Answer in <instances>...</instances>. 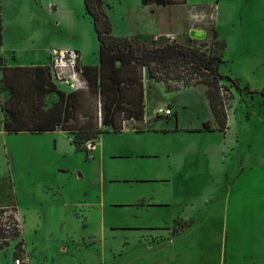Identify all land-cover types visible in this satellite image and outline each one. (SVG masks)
<instances>
[{"label":"rangeland","instance_id":"1","mask_svg":"<svg viewBox=\"0 0 264 264\" xmlns=\"http://www.w3.org/2000/svg\"><path fill=\"white\" fill-rule=\"evenodd\" d=\"M104 1L107 4L106 9L109 16L111 15L114 20V24L112 23L113 34L115 33V26L116 32L145 33L149 41L162 44L166 42V34H159L158 32L173 31L177 41L200 46L205 50L210 49L214 39L224 37L228 41V49L224 55L225 61L220 64V71L225 75L240 78L243 84H248L250 89L256 90V92L249 90L240 92L228 81H221L226 87L224 91L228 96L226 106L229 129L226 135L221 132L203 134L202 136L198 134L200 136L196 137H187L180 133L174 134L167 131L168 126L164 119L157 120L152 126V130L143 135H136L130 129L122 133L103 134L100 139V146L104 142L103 150L107 172L110 176L121 177L122 181L106 184V211L103 216L105 219L104 221L98 220L90 215L86 221L89 224L87 230H84L85 228L82 226V217L77 219L72 205L62 207L58 204L54 210L47 214L46 206L40 204L39 200L41 189L39 186L34 188V185H31L30 176L26 175L23 180L24 184L19 187V194L24 197L26 203H31V206L26 211L20 237L10 239L8 245H4L0 249V264H14L16 253H19L18 256L22 259L29 258L28 264H32V262L33 264H164L168 261L179 264L177 262L179 259L178 252L182 258L181 262L193 264L197 255L209 252L210 247L202 235L209 224L198 222L187 235L180 236L178 240L171 242L168 246L173 254L169 260L165 259L166 255L161 248V242L167 238L166 233H164L166 231L163 233L144 231L142 236L136 238L137 232L130 229L133 225H137L138 221L147 225L160 223L169 224L161 228L173 227V231L170 230L169 234H176L179 230L184 229L185 224L180 220L181 218L179 219V216L183 217L186 214L194 213L198 217L200 213L210 209L211 204L206 202L205 197L200 198L198 196L194 199L187 197L186 200L178 197L176 193L178 188H173L174 180L176 183L178 181V173L176 170H172L170 164L174 161L180 164V151L189 144L197 145L199 148L201 145L203 149H206L211 144L218 145L220 143L226 145L224 155L228 161L225 167L235 168L243 158L244 163L252 168H256L259 161H264V95L261 93L264 91V60L258 55L260 47L250 48L249 45H246V41L255 47L264 45V28L260 29L259 24L257 25V20L264 18V0H257L256 3L247 6L241 11V14L234 7L236 0H188V3L186 0L184 2L174 1L171 3L172 5L158 10L157 14L148 13L141 0ZM194 3H207L209 5L199 4L191 7L190 5ZM213 7L214 11H217L216 25L213 21ZM154 8L157 10L156 7ZM49 10L48 0H0V60L3 56L5 63L10 66L19 65L17 63H45L48 61L47 48L57 45V41L81 42L82 35L79 27L71 28L68 24L56 25V18L49 14ZM194 13L196 17L192 15ZM165 14L170 17L169 27L165 24ZM169 14L172 15L169 16ZM161 17L164 22L161 25L156 24L162 20ZM193 24H197V28L205 30L204 38L191 37L190 28L193 29ZM216 26L223 36L217 34ZM88 28L91 33L92 44L95 46L98 40L95 30L93 27ZM174 31L178 33H174ZM155 33L161 36L159 41L154 38ZM82 42H84L82 44H86V49H88L86 59H95L97 54L93 53L94 48L88 44V41L85 42L84 38ZM246 46L248 50L242 51ZM147 81V117L157 118L154 114L156 103L168 104L175 100L188 102L189 107L182 113L184 122L212 119V113L205 96L206 85L204 83H198L195 88L179 93H169L165 91V85L162 82L151 78L149 75ZM194 81L191 79L190 85H185L183 81L173 80L170 84L177 87H189ZM60 88L66 89V86L60 85ZM8 95L9 91L5 90V96H2L0 89V101L6 99ZM46 99L48 104H52L58 99V94L53 92ZM79 108L80 113L89 114L93 117L96 101L92 96L85 95ZM2 122L3 113L0 106V200L13 190L12 185L5 178L8 168V149L19 159L26 155V159L32 165L36 164L32 162L35 159L30 157L32 155L30 153L34 149L39 150V157L43 160L42 164H46V159L53 160L51 138L47 135L53 133L44 134L42 139L27 131L3 133ZM59 132L63 137V140L60 139V144L64 142V146L67 147L70 143L68 135L64 131ZM208 136L211 137L204 139ZM179 141H182V146L178 144ZM191 141H193L192 144ZM127 144L132 147L135 146V149L142 148L145 152H152V156L140 158L134 154L128 158L112 157L113 154L110 152L117 153L123 149L122 146ZM186 155L188 156V165H195L193 166L194 169L199 168L198 165L203 167L204 174L201 176L205 178L208 172L207 166L210 165L209 154L194 155L187 153ZM86 156V152L76 153L73 151V153L66 154L65 162L72 169V179H68V173H61L59 179L65 185L67 184L65 188L67 200H70L71 197L74 200L83 199L82 201L88 200L89 202L93 200V186L88 187L89 183L84 179L85 177L81 179L82 182L79 184L77 180L80 178L79 173L82 169L89 171L91 175L92 165H87V162H84ZM91 156L92 151L89 154V157ZM174 167H177L178 170L179 166L174 165ZM25 169L28 170L29 166ZM145 170L153 177H162L172 181L144 183L142 185L124 182V179L134 177L139 171L144 173ZM123 177L125 178L123 179ZM77 185L88 192L86 198H80L82 194H77ZM139 189L145 192L144 196L149 197L151 202L167 201L171 203V206L168 208L161 206L145 207L144 210L138 211L135 207L117 204L119 201H133L135 199L133 194ZM30 190L36 194L32 192L34 195H29L28 191ZM34 202L39 206L33 205ZM67 202L69 204V201ZM7 206L16 209L15 205ZM65 207L67 208L64 210ZM78 209L80 210L79 213L82 214L86 213L85 209L87 208L78 207ZM134 212L140 214L141 218H134ZM92 233L96 236H86V234ZM21 238H23L24 244L27 243L26 248L23 246L24 244L21 248L17 245ZM198 243L207 249L201 248L199 251Z\"/></svg>","mask_w":264,"mask_h":264},{"label":"crops","instance_id":"2","mask_svg":"<svg viewBox=\"0 0 264 264\" xmlns=\"http://www.w3.org/2000/svg\"><path fill=\"white\" fill-rule=\"evenodd\" d=\"M39 1V0H38ZM50 5L49 14L55 17V24H68L71 28L79 27L81 32V42L76 43H67L64 41H57V46L61 47H68V48H76L81 53V64L82 65H99L100 64V42L97 40V44H92V37L90 33V29L88 27H93V20L91 16L86 12L84 0H48ZM188 0H186V3ZM257 0H236L234 3V7L239 10L240 14L241 11L246 8L247 6H251L252 3H256ZM141 3L145 10L148 11L150 14H157L158 10L162 8H166L172 4H163L158 3L152 0H141ZM199 4L209 5L207 3H194L191 4V7H195ZM157 10H155V8ZM109 8L111 6L109 5ZM79 10V11H78ZM144 10V11H145ZM216 12L214 11L213 7V21L215 23ZM172 15V14H171ZM169 14V16H171ZM196 17V14H192ZM242 16V15H241ZM112 23L114 24V20L110 15ZM162 18V17H161ZM165 14V24L169 27V20ZM264 18L257 20V25L259 24V28H264ZM163 18L161 21L156 22V24L161 25L163 23ZM164 25V24H163ZM216 25V23H215ZM198 26V25H197ZM254 26V25H253ZM195 24H193V28ZM69 28V27H68ZM217 34L220 36L222 33L220 32L219 28L216 26ZM95 30V28H94ZM192 29L190 28V31ZM114 34L118 36H127L129 38H133L136 40H141L146 44L152 45L154 42L148 40V37L145 33L135 32H116L114 26ZM176 31H174L175 33ZM96 33V31H95ZM159 34H173V31H167L166 33L158 32ZM158 33L154 34V37L159 35ZM178 33V32H176ZM175 35V34H174ZM97 36V33H96ZM223 36V35H222ZM83 38L88 41V44L92 46L93 53L97 54V57L93 60L86 59V44H82L84 42ZM224 38V37H223ZM98 39V37H97ZM250 48H259V58L264 60V45L255 47L254 45H250L249 41H246ZM185 43V42H181ZM187 44V43H185ZM158 45V44H157ZM55 46V45H53ZM89 46V45H88ZM228 49V41L226 46V51ZM248 50L247 46L242 49ZM48 53V48H47ZM98 52V53H97ZM225 61L223 57V62ZM19 65H38L37 63H17ZM41 65L47 64L40 63ZM9 65V64H8ZM2 75V73H1ZM144 82V102H145V114L144 117L138 120H130L127 121L123 128L115 131L113 128L109 127L108 131L101 133L99 138L96 141V147L92 151V156L89 157L87 154L84 162H87V165L91 166V175L89 171L82 169L81 173H79L80 178H77L79 183H81V179L84 178L88 181V187L90 185L93 186L94 192L93 200L89 202L88 200L82 201L83 199L74 200L71 197L70 200H67L65 197V188L66 185L62 181H60V174L61 173H68V179H72V169H70L69 165L65 162V157L67 153H83L86 151H79L76 149L75 145L72 142L71 136L66 132L68 135V141L70 142L67 147L64 146V142L60 144V139L62 134L59 131H63L62 129H57L55 131H46L43 133H32L33 135L38 136L42 139L43 135L47 134L51 138V145L53 149V160L46 159V164H42L43 160L39 157V150L34 149L30 154V157L34 158L32 160L34 165L31 164L28 159H26V155L22 157V159L17 158L9 149L7 155V162L8 168L6 170L5 178H7L8 183L12 185L13 190L3 199L0 200V205H15L16 209L22 214L23 218H25L26 211L30 209L31 203H26L24 201V197L20 196L19 194V187L24 184V177L26 175L30 176L31 185H34V188L41 189V196H39L40 204L46 206V213L48 214L50 211L54 210L56 205L60 204L62 207L71 206L74 210V213L77 215V219L82 217L81 222L82 226L87 230L88 223L87 218L89 219L90 215L93 216L95 219L102 220L103 216L106 211V184L109 182L114 181H122V178L119 176H110L107 172L105 166V154H104V142L102 146H100V139L101 136L105 133H122L126 130H132L136 135L140 134L143 135L148 131L152 130V126L156 123L157 120L164 119L167 122V131L172 133H180L187 137H196L201 136L204 134H211L216 132L227 134L229 129V125L226 131H219L213 130L209 131L206 129H200L203 127L204 122L210 121L213 126H216V122L212 113V119H198L197 122H189L186 123L182 119L183 111L189 107L186 101L177 102L172 100L171 103L164 104V103H156L155 107L158 105L169 106L174 111L173 116H157V118L147 117L146 116V85L148 84L147 75L146 79L143 80ZM1 84V78H0ZM205 85V84H204ZM197 85L189 86V87H181L179 89L169 90L165 86V91L172 93V92H182L187 89L195 88ZM1 89V85H0ZM207 89V87H206ZM134 92V90H133ZM132 92V93H133ZM206 92V90H205ZM2 96H5V92L1 90ZM207 99V98H206ZM208 101V100H207ZM1 102V101H0ZM209 105V102H208ZM210 108V105H209ZM155 109V108H154ZM211 110V108H210ZM3 113V112H2ZM169 120V121H168ZM171 122V125H170ZM228 124H229V117H228ZM3 125V133L5 131L4 124ZM25 132V131H20ZM29 132V131H27ZM9 133V132H7ZM18 133V132H17ZM31 133V132H30ZM135 135V134H133ZM211 136L205 137L207 139ZM186 139V138H185ZM184 139V140H185ZM203 139V138H201ZM183 141V140H182ZM182 141H179L178 144H181ZM193 141L190 143L192 144ZM196 143V141H195ZM208 145V144H207ZM150 146V145H149ZM148 146V147H149ZM123 149H120L117 153L110 152L113 154V158H128L129 156H133L135 154L136 157L140 158H148L152 156V152H145L140 149H135V146H130L127 144L122 146ZM145 147V146H144ZM225 143L218 144V145H209L206 149H203L200 145V148L197 145H190L185 146L183 150H181L180 154V161L176 163L175 161L170 164L172 170H176L177 175V183L173 182V188H178L177 194L179 198H196V197H205L206 202H210L211 206L208 211L206 210L204 213H200L194 215V213L186 214L183 217L179 216V219L182 220L184 224V229L179 230L176 234L170 233L173 231V227L168 229H163L161 227L167 226L160 223H153L150 225L140 223H136L137 225H133L130 229H133L137 232V237L142 236L144 231L147 232H155L157 233H166L167 238H165L161 243V248L166 255V260L172 258L173 251L170 250L169 244L171 242H175L178 240L180 236H185L188 234L191 229L196 225V223L201 222L202 224H209L207 229L202 232L204 241L208 243L209 252L202 253L197 255V259L193 264H264V161H259L258 166L249 167L247 163H244V158L240 161V163L235 166V168L225 167L227 163V158L225 157ZM34 153V154H33ZM187 153L190 154H199V153H207L210 156V165L207 166V174L205 178L201 175L204 174L203 167L198 165L199 168L194 169L193 166L195 165H188ZM38 154V155H36ZM157 155V154H156ZM38 156V157H37ZM90 159H89V158ZM174 165H178L174 167ZM29 166V169L26 170L25 167ZM237 167V168H236ZM137 172L134 177H130L124 179V182H133L136 184H144V183H152V182H164V181H172L167 180L162 177H153L151 176L148 171ZM141 173V174H139ZM176 173V172H175ZM78 177V176H77ZM90 177V178H89ZM91 181V182H90ZM30 185V184H29ZM78 187V185H77ZM27 189V188H25ZM15 191V193H14ZM17 191V192H16ZM36 194L34 191H28L29 195ZM144 191L139 189L138 192L134 193L135 199L130 202H123L119 201L117 204L120 206H131L135 207L136 210H144L145 207H152V206H161V207H170L171 203L167 201H158V203L151 202L149 197L147 198L144 196ZM77 194H82L80 198H86L88 192L83 190L82 188L77 189ZM149 196V195H148ZM63 197V198H62ZM153 198V197H151ZM69 201V204L68 202ZM194 204V203H192ZM35 206H39L36 202L33 203ZM65 207L64 210L67 208ZM78 207H86V213H79ZM92 208V209H91ZM84 210V209H83ZM88 212V213H87ZM134 218H141V215L134 212ZM87 223V224H86ZM114 228V226H112ZM122 227V226H119ZM154 227H159L160 229H151ZM24 233V232H23ZM87 235H95V234H86ZM96 236V235H95ZM163 236V235H161ZM201 236V235H200ZM202 238V237H201ZM200 238V239H201ZM203 240V239H202ZM182 241V239H181ZM185 244V243H184ZM199 245V243H198ZM25 248L27 243L24 244ZM192 247V246H191ZM200 248L199 251L202 249H207L202 245L197 246ZM28 249V247H27ZM179 259L177 262L179 264H185L182 261L180 256V252H178ZM174 260V259H172ZM33 264V262H32ZM164 264H174L173 261L164 262Z\"/></svg>","mask_w":264,"mask_h":264},{"label":"trees","instance_id":"3","mask_svg":"<svg viewBox=\"0 0 264 264\" xmlns=\"http://www.w3.org/2000/svg\"><path fill=\"white\" fill-rule=\"evenodd\" d=\"M152 1L163 4L177 2ZM84 3L100 42V64L81 65L88 88L63 90L52 82L48 64L10 66L2 56L1 90L9 91L8 97L0 102L5 131L43 133L62 129L71 136L77 150L86 151L89 155L85 148L87 141H97L109 127L115 131L122 129L124 120L144 117L143 67L147 69V76L162 82L169 90L181 88L172 86L170 83L173 80L190 85V80L194 79L192 86L204 83L207 87L205 96L216 126L207 121L200 129L209 131H226L228 128V96L222 80L228 81L240 92H256L248 84H243L240 78L220 71L227 46L225 38L214 39L209 50L167 39L162 44L148 45L141 40L113 34L104 0H84ZM53 92L58 94V99L48 104L46 98ZM261 93L264 95V91ZM85 95L92 96L96 101L93 117L80 113L79 107ZM99 111L103 126L98 122ZM17 237H20L18 230L7 232L0 227V249ZM23 244L21 238L17 245L21 248ZM16 254V258L19 257V253Z\"/></svg>","mask_w":264,"mask_h":264},{"label":"built area","instance_id":"4","mask_svg":"<svg viewBox=\"0 0 264 264\" xmlns=\"http://www.w3.org/2000/svg\"><path fill=\"white\" fill-rule=\"evenodd\" d=\"M184 2V0H177ZM160 35L155 36L156 40L160 39ZM167 41L177 40L176 35L166 34ZM50 76L52 82L60 88V85L66 86V91H80L88 88V81L83 76L81 67V53L76 48H68L61 46H52L48 49V61ZM147 69L143 67V80L146 79ZM62 89V88H61ZM156 116H173L174 111L169 106L158 105L154 109ZM129 120L123 121L124 124ZM98 122L102 124L101 111H99ZM96 147V141L89 140L85 144V148L91 152ZM24 226V218L17 210L7 205H0V227L7 232L10 230H18L21 234ZM24 246V245H23ZM25 247V246H24ZM29 259V258H28ZM28 259L17 257L14 259V264H28Z\"/></svg>","mask_w":264,"mask_h":264},{"label":"water","instance_id":"5","mask_svg":"<svg viewBox=\"0 0 264 264\" xmlns=\"http://www.w3.org/2000/svg\"><path fill=\"white\" fill-rule=\"evenodd\" d=\"M190 35H191V37L204 38L206 35V32L204 34H198L197 33V24H195V27L190 31Z\"/></svg>","mask_w":264,"mask_h":264},{"label":"bare ground","instance_id":"6","mask_svg":"<svg viewBox=\"0 0 264 264\" xmlns=\"http://www.w3.org/2000/svg\"><path fill=\"white\" fill-rule=\"evenodd\" d=\"M197 33L198 34H204L205 31L203 29H201V28H197Z\"/></svg>","mask_w":264,"mask_h":264}]
</instances>
